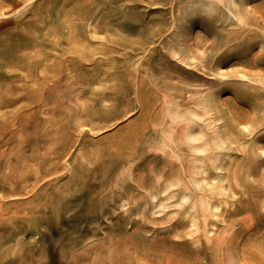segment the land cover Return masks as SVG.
Segmentation results:
<instances>
[{
	"label": "rangeland",
	"instance_id": "obj_1",
	"mask_svg": "<svg viewBox=\"0 0 264 264\" xmlns=\"http://www.w3.org/2000/svg\"><path fill=\"white\" fill-rule=\"evenodd\" d=\"M237 1L0 0V264H264V0Z\"/></svg>",
	"mask_w": 264,
	"mask_h": 264
},
{
	"label": "bare ground",
	"instance_id": "obj_2",
	"mask_svg": "<svg viewBox=\"0 0 264 264\" xmlns=\"http://www.w3.org/2000/svg\"><path fill=\"white\" fill-rule=\"evenodd\" d=\"M216 0H210L208 6H212L213 2ZM219 2L229 3V5L235 6L238 4L237 0H217ZM213 106V100L211 97L204 98L203 100V107L204 108H211ZM177 118L178 116L175 115ZM182 118L186 120L187 127L184 131L183 138L184 140L190 145L191 149L197 153L199 152H205L207 150V145L211 143L210 138L206 135V133L203 130H197L194 128V125H196V118H200L199 113L197 111L193 112L191 114V118L188 119L186 116L182 115ZM170 138L173 139V135H170ZM203 171L202 167L198 170V173ZM196 184L199 186L200 181L195 180ZM179 183V179L176 178L175 181H172L169 183V188L177 185ZM210 202H205L204 207L209 208Z\"/></svg>",
	"mask_w": 264,
	"mask_h": 264
}]
</instances>
